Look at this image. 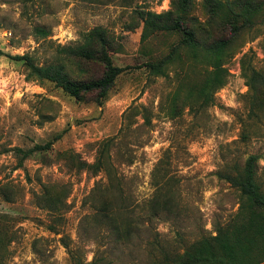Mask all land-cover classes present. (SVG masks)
<instances>
[{
  "label": "rangeland",
  "instance_id": "374dc122",
  "mask_svg": "<svg viewBox=\"0 0 264 264\" xmlns=\"http://www.w3.org/2000/svg\"><path fill=\"white\" fill-rule=\"evenodd\" d=\"M172 7L171 0H0V264H88L95 254L109 264H151L163 250L182 252L237 218L242 197L224 175L241 171L250 155L258 156L264 190V20L241 32L226 84L202 105L206 67L185 61L166 64L165 73L149 68L182 35L159 31L143 41L140 13ZM190 15L206 20L204 0H192ZM97 26L106 31L112 63L124 68L104 98L97 91L71 96L19 58L62 63L73 79L100 78V53L68 50ZM244 56L263 75L253 88ZM107 140L106 171L82 168ZM109 171L120 186L95 201L111 203L110 218L96 213L89 197L97 182L108 186ZM157 198L170 200L172 211L153 214ZM121 204L134 211L135 229L119 237L113 211ZM255 218L248 240L263 251L256 264H264V213Z\"/></svg>",
  "mask_w": 264,
  "mask_h": 264
},
{
  "label": "trees",
  "instance_id": "16d2710c",
  "mask_svg": "<svg viewBox=\"0 0 264 264\" xmlns=\"http://www.w3.org/2000/svg\"><path fill=\"white\" fill-rule=\"evenodd\" d=\"M171 1L173 7L166 12L156 13L151 10H143L140 13L143 21L141 35L143 41L159 31L178 32L182 35L180 41L165 56L150 63L149 68L155 73H165L163 67L174 62L187 61L192 66L203 65L207 68V72L199 86L198 97L202 105H208L213 102V93L223 87L228 80L229 70L226 63L235 52L234 42L243 30L252 27L258 20H264V0H204L208 16L202 23H195V17L190 15L192 0ZM215 29L226 33L214 39L206 37ZM35 30L38 34L47 35L48 33L39 26ZM85 40V43L77 46V48L69 47V54L94 58L95 52L100 53L98 59L101 60L105 68L104 74L100 78L73 79L62 63L40 66L33 63L27 55L19 58L25 60L32 74L54 82L71 96L79 97L83 93L97 91L99 97L104 98L115 78L124 68L112 63L107 51L106 31L103 27L97 26L86 32ZM96 44L100 46V49H95ZM244 57L242 69L248 78L249 86L253 88L261 77L263 79V75ZM175 95L177 96L178 93ZM109 141H105L99 148L94 163L86 164L80 161L79 164L83 166L82 168H87L92 172H98L102 169L106 171ZM51 145L52 141L45 145L37 144L32 149L25 151L24 154L27 155L32 150L46 149ZM18 150L23 152L21 148ZM257 160V155H250L241 171L235 175H224L240 191L242 197L236 219L225 225L217 226L216 234L202 236L182 252L163 250V255L151 264H256L258 259L262 257L260 252L263 251H259L258 245L254 246L252 240H248V235L256 232L255 216L264 213V190L256 177ZM108 177V186L103 187L102 183L97 182L89 197L93 200L96 213L103 211L104 217L110 218L109 215H106V211L109 212V204L111 203L103 201L104 205L99 206L95 201L98 193L110 192L120 186V178L117 174L113 175L109 171ZM120 191L121 200H124L122 189ZM60 200L56 203V209L59 207ZM169 202L168 199L163 201L158 200V198L155 199L152 213L158 215L162 212L172 211ZM128 206L121 204L116 212L111 207L114 215H119L121 218L113 219L115 223L113 227L119 237L126 234L130 235L135 229L134 211ZM88 264H109V262H103L98 254H95Z\"/></svg>",
  "mask_w": 264,
  "mask_h": 264
}]
</instances>
